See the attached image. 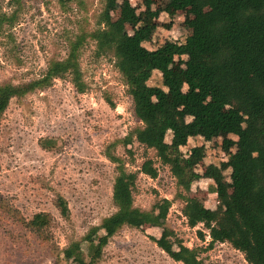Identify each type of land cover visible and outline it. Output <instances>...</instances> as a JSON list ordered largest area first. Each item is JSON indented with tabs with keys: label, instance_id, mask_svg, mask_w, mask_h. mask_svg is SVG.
<instances>
[{
	"label": "rangeland",
	"instance_id": "rangeland-1",
	"mask_svg": "<svg viewBox=\"0 0 264 264\" xmlns=\"http://www.w3.org/2000/svg\"><path fill=\"white\" fill-rule=\"evenodd\" d=\"M176 1L154 0L153 12L148 13L144 0H117L112 18L122 31L131 34L120 8L124 3L137 7L144 19L141 26L147 24L151 30L143 44L146 52L139 60L140 67L148 71L146 63L157 58V66L162 68L174 64V74L182 81L187 79L184 61L189 54L171 58L167 51L171 43L185 42L191 33L187 21L193 17L188 9L169 14ZM103 7V0H0V11L14 20L0 31V84L40 78L51 60L67 57L76 35L98 28ZM80 52L87 86L84 93H79L69 78L57 79L48 88L13 99L0 121V264H75L64 259V249L117 210L113 202L117 164L110 156L119 157L129 172L137 174L133 188L136 207L150 211L163 199L170 200L171 207L162 226L121 229L110 239L97 264H183L170 258L153 240L172 238L171 231L173 240H181L191 249L200 248L201 264H248L244 254L229 243H215L208 249V230L202 224L188 225L185 203L179 196L192 198L200 209L226 204L220 198L233 192L229 164L231 154L239 151L238 130L194 135L185 144H178L179 154L195 157L202 176L213 168H222L225 176L221 181L204 177L188 189L178 188L157 151L146 149L133 138L126 144L140 122L115 59L98 56L89 37ZM146 75L149 86L170 94L158 68ZM186 87L184 81L179 85L181 91ZM149 100L144 95L142 106ZM235 108L232 103L221 113L232 114L240 123L242 117ZM224 139L233 142L230 149ZM170 143L171 133L161 138L159 152H165ZM148 159L158 168L155 179L140 171ZM59 197L67 202V219L56 205ZM42 212L49 213L52 222L41 237L22 222ZM199 232L205 234L204 239Z\"/></svg>",
	"mask_w": 264,
	"mask_h": 264
},
{
	"label": "trees",
	"instance_id": "trees-1",
	"mask_svg": "<svg viewBox=\"0 0 264 264\" xmlns=\"http://www.w3.org/2000/svg\"><path fill=\"white\" fill-rule=\"evenodd\" d=\"M103 2L98 28L90 34L76 35L70 41V50L64 60H51L38 79L0 84V121L13 99L48 88L57 79L69 78L77 91L84 93L87 86L80 50L89 37L95 42L98 56L115 59L132 98L134 115L140 125L126 144L133 138L146 149L157 151L158 159L170 169L178 188L188 189L204 177L220 181L225 178L222 168H213L207 176H202L197 171L195 157L179 154L178 144H185L194 135L206 137L238 130L239 151L231 154L229 164L233 192L220 198L226 204L200 209L192 198L179 196L185 203L183 213L188 225L202 224L208 230V249L215 243H229L244 254L248 264H264V0H177L169 14L188 9L193 17L187 21L191 33L185 42H173L167 51L171 58L189 54L184 61L187 79L182 81L174 74V64L171 67L168 63L162 68L157 66V58L146 63L148 71L140 67L139 60L146 52L143 44L148 41L151 30L147 24L141 26L144 19L137 7L130 3L121 5L120 14L133 31L128 34L112 18L117 0ZM144 4L148 13L153 12L154 0H144ZM13 22L12 17L0 11V31L5 24ZM156 68L162 73L163 86L172 93V99L163 88L148 85L146 72ZM183 81L187 87L181 91L179 85ZM144 95L150 100L142 106ZM232 103L236 106L234 112L242 117L240 123L232 114L221 113L223 107ZM169 133L171 143L165 152H159L161 138ZM223 142L229 144L230 140ZM232 145L233 142L229 149ZM110 157L117 164L113 185L117 210L104 218L100 226L92 227L81 240L71 242L63 251L66 261L97 264L110 239L121 229H140L146 224L162 226L168 216L171 201L167 199L158 202L150 211L135 206L133 188L137 174L129 172L119 157ZM140 171L153 179L159 174L152 159L145 161ZM56 205L61 216L67 219L66 200L59 197ZM51 222V215L42 212L22 224L42 237ZM171 235L174 237L172 231ZM199 235L205 238L203 232ZM173 237L153 240L174 261L201 264L200 248L191 249Z\"/></svg>",
	"mask_w": 264,
	"mask_h": 264
}]
</instances>
